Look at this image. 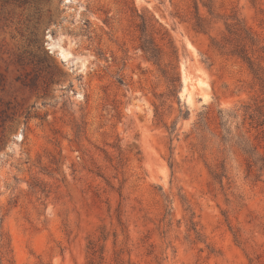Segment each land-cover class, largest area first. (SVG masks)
Segmentation results:
<instances>
[{
  "label": "rangeland",
  "instance_id": "rangeland-1",
  "mask_svg": "<svg viewBox=\"0 0 264 264\" xmlns=\"http://www.w3.org/2000/svg\"><path fill=\"white\" fill-rule=\"evenodd\" d=\"M196 2L264 69V0H0V264H264V88Z\"/></svg>",
  "mask_w": 264,
  "mask_h": 264
},
{
  "label": "trees",
  "instance_id": "trees-1",
  "mask_svg": "<svg viewBox=\"0 0 264 264\" xmlns=\"http://www.w3.org/2000/svg\"><path fill=\"white\" fill-rule=\"evenodd\" d=\"M196 4V23L194 25L195 30L197 32L205 33L207 34L209 32V29L211 28L212 24L218 23L220 19L224 21L226 32L223 33L222 40H218L216 37H211V46L215 51H218L221 55L236 57L238 59H241L243 62H245L252 72V74L255 76V78L258 80L259 85L264 88V69L261 67L260 62L254 59V53L256 50L255 47L259 45V40L257 37L252 33V31L248 28L246 22L243 18L238 16L237 14L233 13L227 18L218 17L215 14L214 8L209 4H203L205 8H207V17H203L200 15V9L198 2ZM145 25V28L147 26V22H143ZM211 25V26H210ZM209 28V29H208ZM144 31V30H143ZM142 50L150 56V59L153 60H159L160 53L158 52V49L154 45V41L151 39L145 38V40L141 44ZM249 48H251V53L249 52ZM258 50L263 51L264 53V46L258 48ZM261 59H264L262 57ZM180 75L179 73H176V76H174L171 80L172 82V92H176L180 86ZM259 109L261 107H258ZM255 110L256 111H259ZM251 111L250 107H246V113ZM261 113V112H260ZM230 115L226 113L224 110H219V119H220V127L222 128L223 132H225L226 135H228V131L225 129L226 124V118H228ZM262 116V115H261ZM199 122L196 124L198 126L199 131H204L205 126V116H201ZM250 118L252 120L255 119L254 114H250ZM260 119V118H259ZM258 127L264 126V120L259 122ZM226 135L222 136V141L226 142ZM242 151L249 156L248 159V168L251 169L254 166H257L259 162L262 163L261 171L264 170V157H259L257 148L251 150V144L249 140H242ZM221 173H216L215 177L216 179L222 180L226 177V169L225 165L222 164L221 167Z\"/></svg>",
  "mask_w": 264,
  "mask_h": 264
},
{
  "label": "bare ground",
  "instance_id": "bare-ground-1",
  "mask_svg": "<svg viewBox=\"0 0 264 264\" xmlns=\"http://www.w3.org/2000/svg\"><path fill=\"white\" fill-rule=\"evenodd\" d=\"M188 91H189L188 87L185 86V88H184V90H183V94H185V93L188 92ZM189 99H190V98H189Z\"/></svg>",
  "mask_w": 264,
  "mask_h": 264
}]
</instances>
